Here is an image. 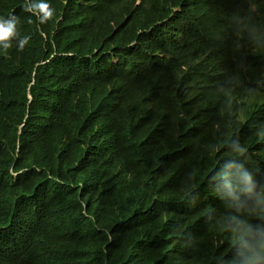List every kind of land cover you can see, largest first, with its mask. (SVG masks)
<instances>
[{
	"label": "trees",
	"instance_id": "16d2710c",
	"mask_svg": "<svg viewBox=\"0 0 264 264\" xmlns=\"http://www.w3.org/2000/svg\"><path fill=\"white\" fill-rule=\"evenodd\" d=\"M250 8L264 0H0L26 41L0 52V264L231 259L226 215L264 181ZM52 48L72 54L45 63ZM220 48L250 75H223Z\"/></svg>",
	"mask_w": 264,
	"mask_h": 264
},
{
	"label": "clouds",
	"instance_id": "9594fccd",
	"mask_svg": "<svg viewBox=\"0 0 264 264\" xmlns=\"http://www.w3.org/2000/svg\"><path fill=\"white\" fill-rule=\"evenodd\" d=\"M64 5L67 0H60ZM141 0H134V4H139ZM38 12L45 15L44 8H39L34 12L37 18H41ZM247 18V13L243 14V18H239L237 21H241ZM60 19L56 18L54 24ZM249 27V33L251 35L250 46L256 48L255 44L259 39L264 38V9L256 10L250 8L249 11V24L245 27H241L239 33H245ZM17 18L13 15V19L9 16L0 14V52L9 50H23L25 48L26 41L19 39ZM139 33V31H138ZM218 36L219 40L225 38L223 33V25H220L214 34ZM221 37V38H220ZM52 43V42H51ZM133 43H130L132 45ZM214 48V47H210ZM220 65L221 73L223 75H229V79L233 80L240 76L250 75L253 68L247 64L237 66V61L233 58V49L220 48ZM55 48H52V53L47 58H42L45 63H48L50 58L54 55H71L72 53H59L56 54ZM225 61V65H224ZM184 67V66H182ZM258 76L264 75V66L260 67L256 72ZM214 82V79L211 78ZM212 85V83L209 82ZM225 89H228V81H223ZM229 97L233 96V92L228 90ZM30 97V96H29ZM241 118V116H239ZM256 129V138L260 139L264 135V119L261 122H257L254 126ZM258 131V132H257ZM237 142L234 137H231L227 147L236 153L237 161H229L224 167L223 171L240 173L244 171L243 168L249 166V157H246L245 161L242 162L244 154L247 153L241 145ZM252 184L253 190L247 188V197L240 201L241 205L231 209L224 220V231L229 235L228 238V250L225 255L231 259H223L224 264H264V181H257L255 178L249 181ZM257 195V200L250 198ZM251 240L253 242L249 243ZM238 256L232 258L233 256Z\"/></svg>",
	"mask_w": 264,
	"mask_h": 264
},
{
	"label": "bare ground",
	"instance_id": "6f19581e",
	"mask_svg": "<svg viewBox=\"0 0 264 264\" xmlns=\"http://www.w3.org/2000/svg\"><path fill=\"white\" fill-rule=\"evenodd\" d=\"M151 80V79H150Z\"/></svg>",
	"mask_w": 264,
	"mask_h": 264
}]
</instances>
